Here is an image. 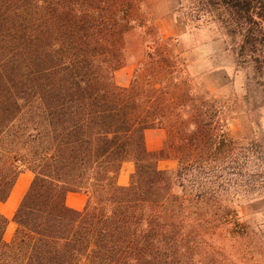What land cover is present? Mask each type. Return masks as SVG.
<instances>
[{"label":"trees","instance_id":"trees-1","mask_svg":"<svg viewBox=\"0 0 264 264\" xmlns=\"http://www.w3.org/2000/svg\"><path fill=\"white\" fill-rule=\"evenodd\" d=\"M193 1L264 95V0ZM145 6L0 0V202L33 174L10 241L0 212V264H264V237L239 212L264 199V144L232 134L229 99L189 76L179 39ZM150 128L164 131L158 150ZM69 191L88 195L82 209L66 204Z\"/></svg>","mask_w":264,"mask_h":264},{"label":"rangeland","instance_id":"rangeland-1","mask_svg":"<svg viewBox=\"0 0 264 264\" xmlns=\"http://www.w3.org/2000/svg\"><path fill=\"white\" fill-rule=\"evenodd\" d=\"M194 5L193 0H146L145 7L154 19L155 28L157 29V22L161 19L169 22L175 17L178 22L183 24L188 37L186 39L176 36V38L179 39V43L184 49L183 56L185 60H187L185 51L189 46L207 45L206 49H201L199 53V55L207 58L203 66L205 68L221 64L228 66L232 75L229 85L225 89L214 93L221 100L229 99L230 101L229 104L233 110L230 114L235 117L229 124L231 132L235 136L247 137L249 140H259L264 144V95L259 85L261 77L254 74L252 63L242 61L243 59L237 57L235 51L232 50L231 40L223 36L217 24L206 21L209 19L208 14L204 13L203 10L197 11V7ZM138 57L139 54L128 57L125 66L115 72L114 77L118 85L126 86L130 83ZM164 136L165 134L163 140ZM151 139L153 138H148V144H146L149 150L154 151L149 148L153 143H151ZM127 164L129 163H124L119 172L118 182L121 185L128 184L130 173L134 169L133 164L130 169L127 168ZM174 166L175 161L171 159L159 162V167L162 169ZM26 182L25 178L20 179L13 191L8 209L5 211L7 215H10L13 211ZM239 212L240 216L249 222L253 230H260L264 237V199L243 204L239 207ZM14 228H16V225L8 220L4 233L6 241L11 240L15 231Z\"/></svg>","mask_w":264,"mask_h":264},{"label":"crops","instance_id":"crops-1","mask_svg":"<svg viewBox=\"0 0 264 264\" xmlns=\"http://www.w3.org/2000/svg\"><path fill=\"white\" fill-rule=\"evenodd\" d=\"M168 22V21H167ZM164 19H161V21L157 22L158 25V31L161 32L163 36L166 37H180V38H186L188 37L187 31L185 30L183 24L181 22H178L177 18H173L171 21L167 23ZM207 45L204 46H189L186 53V62H187V72L189 75L195 79H198L202 82V84L206 87V89L212 93L219 92L223 89H225L230 81L232 75L229 72V68L226 65H216L215 67H206L203 66L204 63L207 61L206 56L199 55L201 49H206ZM196 55V56H195ZM163 130L160 128H150L145 130V140L148 144V138L151 139V146L149 147L152 150L159 149L161 147L162 141H163ZM127 164V168H131L132 162L131 161H125L124 163ZM123 163V165H124ZM32 172L29 170L22 171L15 181V184L11 190V193L7 200L5 202H0V212L7 217L9 221H12L13 213L18 206V203L25 192L26 188L28 187L31 179H32ZM25 178L27 180L23 191L20 194V197L11 212L10 215L6 214V210L9 206V201L12 196L13 191L17 187L20 179ZM88 195L83 191H69L67 192L65 196V202L66 204L74 209H82L85 204L87 203ZM15 225V224H14ZM15 229V228H14Z\"/></svg>","mask_w":264,"mask_h":264}]
</instances>
